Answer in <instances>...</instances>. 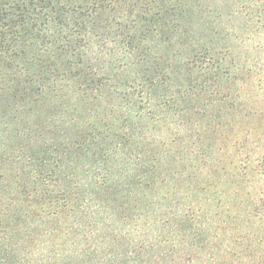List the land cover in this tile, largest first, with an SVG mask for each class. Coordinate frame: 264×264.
I'll return each mask as SVG.
<instances>
[{
	"label": "trees",
	"instance_id": "1",
	"mask_svg": "<svg viewBox=\"0 0 264 264\" xmlns=\"http://www.w3.org/2000/svg\"><path fill=\"white\" fill-rule=\"evenodd\" d=\"M189 1L0 0L85 46L129 29L114 73L1 122L0 264H264V0L238 32L151 43Z\"/></svg>",
	"mask_w": 264,
	"mask_h": 264
},
{
	"label": "rangeland",
	"instance_id": "2",
	"mask_svg": "<svg viewBox=\"0 0 264 264\" xmlns=\"http://www.w3.org/2000/svg\"><path fill=\"white\" fill-rule=\"evenodd\" d=\"M251 1L191 0L187 2L191 6L186 11L188 15L175 24L171 15L148 23V38L159 45L168 38L175 41L211 31L238 32L243 20L234 9L242 10V4L249 5ZM37 20L22 23L15 11L0 14V149L9 143L1 124L5 117L45 113L68 97L83 82V76L114 73L120 63L116 47L122 45L119 42L129 30L119 25L118 32L122 34L106 39L92 30L91 43L85 46L80 35L81 38L75 34L71 37L70 31L60 32L54 23L45 25L40 18ZM110 24L115 25L112 18L108 19Z\"/></svg>",
	"mask_w": 264,
	"mask_h": 264
}]
</instances>
